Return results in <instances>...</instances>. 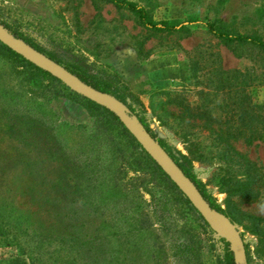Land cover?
Segmentation results:
<instances>
[{"label":"trees","instance_id":"16d2710c","mask_svg":"<svg viewBox=\"0 0 264 264\" xmlns=\"http://www.w3.org/2000/svg\"><path fill=\"white\" fill-rule=\"evenodd\" d=\"M99 1L133 14L148 38L189 31V27L178 20L155 21L148 9L131 1ZM3 26L15 38L44 54L22 35ZM205 28L237 58H241V50L264 57V37L258 33L238 31L220 20L206 23ZM0 53L13 63L18 88L36 104L34 108L24 109L21 102H16L0 109L7 122L0 127V245L14 248L29 264H125L127 248L131 247L134 252L145 249L140 241L134 239L132 242L131 239L143 236L154 226L144 211L145 201L141 194L149 185L162 193L161 207L171 204L181 218L189 213L194 223L209 229L111 111L70 91L69 95L87 110L92 126L68 127L66 123H59L51 101L53 96L65 97L62 90L67 88L1 43ZM47 57L60 64L51 56ZM64 67L87 85L124 103L213 210L232 220H238L236 213H239L246 221V228L258 238L256 254L264 257V218L238 211L240 205L258 202L264 190V168L239 153L235 146L238 142L247 147L264 143V102H255L251 96V73L215 69L210 76L211 86L225 96L223 100L217 102L216 95L200 92L197 107L185 112L190 120L202 122L209 129L227 167L242 170V179L223 176L220 169L208 181L226 194V207L222 208L207 189L208 184L193 172L194 161L204 164L206 159L192 133L183 134L185 155L166 140L157 138L144 111L137 112L127 103L129 95L115 87V78L104 80L77 64ZM31 81L37 85L31 87ZM15 96L19 101L24 98L20 93ZM161 118L158 116V121L161 122ZM66 133L79 136L75 144L62 139ZM129 172L135 177L125 181ZM185 229L186 225L181 232ZM192 230L187 229L190 239L174 245V256L179 261L185 253L187 257H198L194 253L200 247L193 239L197 235L192 234ZM221 241L224 253L217 264H234L229 244L223 238ZM157 254H162V250ZM246 255L249 264L247 252Z\"/></svg>","mask_w":264,"mask_h":264},{"label":"rangeland","instance_id":"374dc122","mask_svg":"<svg viewBox=\"0 0 264 264\" xmlns=\"http://www.w3.org/2000/svg\"><path fill=\"white\" fill-rule=\"evenodd\" d=\"M128 1L148 9L155 21L183 22L189 27L188 33L148 38L133 14L118 11L99 0H0V22L63 67L77 64L89 74L104 80L115 78V87L129 95L127 103L137 112L144 111L157 138L166 140L175 150L187 155L183 134L192 133L206 159L204 164L194 161L193 172L208 184L212 197L225 208L226 194L208 181L220 169L223 176L242 179V170L227 167L229 165L216 149L209 129L202 122L190 120L185 112L197 107L200 92L216 95L217 102L223 100L225 96L211 86L210 81L213 80L210 76L215 69L251 73V96L255 102H264V57L253 51L241 50L242 56L237 58L205 28L206 23L220 20L238 31L258 33L264 37V0ZM13 66L0 53V109L16 102H21L24 109L34 108L36 104L29 100V95L16 85ZM29 85L35 87L37 83L31 81ZM57 87L62 90L61 86ZM65 87L67 90L62 91L66 96H53L51 101L59 123H66L68 127H91L92 119L87 110L73 95H69L70 91L75 92ZM18 93L22 94L23 100H17L15 94ZM44 109L42 107L41 110ZM1 114L0 127L7 123ZM158 116L162 117L161 122ZM74 134L67 136L66 133L62 139L73 145L79 137ZM235 146L239 153L264 168V143L247 147L238 142ZM133 177L135 174L129 172L125 181ZM141 194L145 201L144 211L149 214L154 226L143 236L131 239L132 242L134 239L140 241L146 250L134 252L131 247L127 248L125 264H217L224 253L221 236L194 223L189 213L181 218L171 204L161 207L159 201L163 197L159 189L149 185L147 191ZM238 211L264 218V190L258 202L240 205ZM220 214L238 229L250 258L249 264H264V257L256 254L258 238L246 228V221L239 213H236L238 220ZM184 225L193 229L191 233L197 235L193 239L200 248L194 253L198 257H187L185 253L183 260L179 261L174 256V245L190 239L187 229L181 232ZM148 249L154 253L149 254ZM160 250L162 254H157ZM0 264H29V261L14 248L0 245Z\"/></svg>","mask_w":264,"mask_h":264},{"label":"water","instance_id":"95a60500","mask_svg":"<svg viewBox=\"0 0 264 264\" xmlns=\"http://www.w3.org/2000/svg\"><path fill=\"white\" fill-rule=\"evenodd\" d=\"M0 43L32 65L50 74L78 95L111 111L141 148L184 195L208 227L225 239L233 254L234 264H248L246 249L238 229L209 206L194 183L184 175L158 142L143 129L124 103L112 95L87 85L60 64L37 51L23 40L15 38L1 24Z\"/></svg>","mask_w":264,"mask_h":264}]
</instances>
